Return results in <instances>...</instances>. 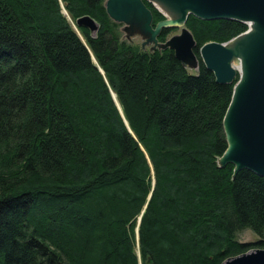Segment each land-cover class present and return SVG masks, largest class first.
I'll return each mask as SVG.
<instances>
[{"label":"trees","instance_id":"obj_1","mask_svg":"<svg viewBox=\"0 0 264 264\" xmlns=\"http://www.w3.org/2000/svg\"><path fill=\"white\" fill-rule=\"evenodd\" d=\"M105 3L0 0V264H222L264 248V176L219 165L239 75L219 83L200 56L248 25L190 15L191 74L169 47L121 40Z\"/></svg>","mask_w":264,"mask_h":264},{"label":"water","instance_id":"obj_2","mask_svg":"<svg viewBox=\"0 0 264 264\" xmlns=\"http://www.w3.org/2000/svg\"><path fill=\"white\" fill-rule=\"evenodd\" d=\"M171 1H176L184 13L182 16L183 26L186 25L190 15H195L204 20L228 19L246 24L248 20H252L256 23L257 33L255 37L248 44H245L242 50L245 64L243 79L241 78L242 75L231 64L233 52L226 46L227 42L211 41L205 43L200 48V56L219 83H233L238 73L240 74L224 118L228 147L219 158V165L234 164L235 173L249 169L260 176H264V0ZM105 6L109 16L115 22H128L132 17L144 19V29L151 34L148 42L157 44L159 35L164 28H179L176 21L169 19L160 10L166 19L159 21L154 26L153 13L145 0H106ZM63 11L67 13L66 10ZM77 25L90 29L93 36L99 30V24L90 16L79 18ZM82 40L86 44L83 38ZM86 46L91 52L87 44ZM168 47L175 51L176 57L185 66L191 61H199L195 51L196 39L187 28L181 35L173 37L164 49ZM92 57L97 63L93 54ZM99 69L104 73L102 68L99 67ZM113 97L122 112L114 92ZM137 237H139L138 228ZM222 264H264V248L251 249L246 253L226 259Z\"/></svg>","mask_w":264,"mask_h":264},{"label":"rangeland","instance_id":"obj_3","mask_svg":"<svg viewBox=\"0 0 264 264\" xmlns=\"http://www.w3.org/2000/svg\"><path fill=\"white\" fill-rule=\"evenodd\" d=\"M153 20H154V17H153ZM117 23H120V22H117ZM144 23H145L144 19H141L139 17H132L128 22H121L120 27H119V33H120L121 40L126 41L127 43L141 50L153 51L156 48L162 49L165 46H167L168 42L171 41L173 37L181 35L187 28L186 26H183L182 28L179 27L178 29L172 31L168 35L167 40L165 42H161L159 40L158 43L156 44L154 42H148V39L150 38L151 34L145 31ZM186 67L191 72V74H197L198 67H199V61L198 60L191 61L187 63ZM238 75L240 74L238 73ZM237 239L241 242L252 243V242L257 241L259 239V236L251 229H244L238 232Z\"/></svg>","mask_w":264,"mask_h":264},{"label":"bare ground","instance_id":"obj_4","mask_svg":"<svg viewBox=\"0 0 264 264\" xmlns=\"http://www.w3.org/2000/svg\"><path fill=\"white\" fill-rule=\"evenodd\" d=\"M150 2L153 3V5L155 4L156 8L162 11L169 19L176 21V25H178L181 28L183 27L182 16L184 13L181 11L180 5L176 1L151 0ZM63 10H66L64 6H63ZM65 14L69 17L68 12ZM72 23L77 29V25L73 21ZM247 24H248L247 31H245L239 36L232 38L226 43V46L233 52V58L231 60V64L233 68L242 75L241 76L242 79L244 78V74H245V64L242 56V50L244 48V45L248 44L249 41L252 40L257 33V25L254 21L248 20Z\"/></svg>","mask_w":264,"mask_h":264}]
</instances>
